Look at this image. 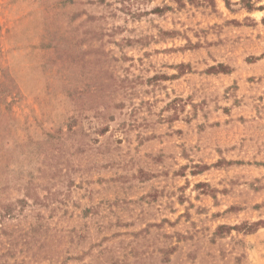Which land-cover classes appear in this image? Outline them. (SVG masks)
<instances>
[{
    "label": "rangeland",
    "instance_id": "374dc122",
    "mask_svg": "<svg viewBox=\"0 0 264 264\" xmlns=\"http://www.w3.org/2000/svg\"><path fill=\"white\" fill-rule=\"evenodd\" d=\"M257 1L0 0V264H264Z\"/></svg>",
    "mask_w": 264,
    "mask_h": 264
},
{
    "label": "crops",
    "instance_id": "0c3cea01",
    "mask_svg": "<svg viewBox=\"0 0 264 264\" xmlns=\"http://www.w3.org/2000/svg\"><path fill=\"white\" fill-rule=\"evenodd\" d=\"M263 0H258L257 2H256V4H255V7H254V9H253V11L255 12H263L264 11V6H263ZM260 4H262V6L263 7H256V5L257 6H260ZM263 21H264V18H263ZM236 149H238V148H236ZM240 150V148L238 149V151ZM233 152H235L233 149H232V147H230L229 149H227V150H224V154H228V157H233L234 158V156L233 155H231ZM236 158V157H235ZM239 159H242L241 157H239ZM261 218H263V217H261Z\"/></svg>",
    "mask_w": 264,
    "mask_h": 264
},
{
    "label": "trees",
    "instance_id": "16d2710c",
    "mask_svg": "<svg viewBox=\"0 0 264 264\" xmlns=\"http://www.w3.org/2000/svg\"><path fill=\"white\" fill-rule=\"evenodd\" d=\"M225 1H226V3L228 4L229 0H225Z\"/></svg>",
    "mask_w": 264,
    "mask_h": 264
}]
</instances>
